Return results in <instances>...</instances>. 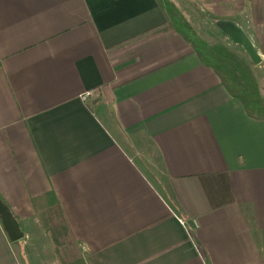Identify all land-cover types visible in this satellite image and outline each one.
<instances>
[{
  "label": "crops",
  "instance_id": "crops-1",
  "mask_svg": "<svg viewBox=\"0 0 264 264\" xmlns=\"http://www.w3.org/2000/svg\"><path fill=\"white\" fill-rule=\"evenodd\" d=\"M199 4L264 43V0ZM168 26L157 0H0V196L25 234L58 202L87 264H264V120ZM24 256L0 218V264Z\"/></svg>",
  "mask_w": 264,
  "mask_h": 264
},
{
  "label": "trees",
  "instance_id": "trees-1",
  "mask_svg": "<svg viewBox=\"0 0 264 264\" xmlns=\"http://www.w3.org/2000/svg\"><path fill=\"white\" fill-rule=\"evenodd\" d=\"M157 1L168 19V30L184 38L201 62L216 73L230 95L240 101L249 116L264 120V99L259 88L257 70L247 55L224 44L207 43L172 0ZM0 199L4 202L1 196ZM36 210H41V219L45 220L47 231L55 243L60 264H87L60 204L44 200L36 206Z\"/></svg>",
  "mask_w": 264,
  "mask_h": 264
},
{
  "label": "rangeland",
  "instance_id": "rangeland-1",
  "mask_svg": "<svg viewBox=\"0 0 264 264\" xmlns=\"http://www.w3.org/2000/svg\"><path fill=\"white\" fill-rule=\"evenodd\" d=\"M180 12L185 16L197 33L209 44H224L228 42L229 48L246 55L243 49L230 41L216 26L220 19L209 17L199 4V0H172ZM249 35L253 39L255 46L262 55L263 62L255 66L257 79L261 95L264 99V43L258 42L259 35L255 29L248 28ZM228 40V41H227ZM256 41V42H255ZM136 145V144H135ZM136 163L148 175L157 187L164 193V175L161 171L158 155L149 146L130 145L126 148ZM41 210H36V216L32 218L30 224L25 226V238L20 241L23 244L24 252L30 264H60L56 254L55 243L47 231L45 220L41 219ZM24 256V260H26Z\"/></svg>",
  "mask_w": 264,
  "mask_h": 264
},
{
  "label": "water",
  "instance_id": "water-1",
  "mask_svg": "<svg viewBox=\"0 0 264 264\" xmlns=\"http://www.w3.org/2000/svg\"><path fill=\"white\" fill-rule=\"evenodd\" d=\"M217 28L225 34L235 45L241 47L254 66H259L263 62L254 42L246 33L244 28L232 20H219L216 22ZM0 218L5 232L11 242L17 243L25 238V233L19 221L14 217L8 206L0 199Z\"/></svg>",
  "mask_w": 264,
  "mask_h": 264
},
{
  "label": "built area",
  "instance_id": "built-area-1",
  "mask_svg": "<svg viewBox=\"0 0 264 264\" xmlns=\"http://www.w3.org/2000/svg\"><path fill=\"white\" fill-rule=\"evenodd\" d=\"M92 94H87L86 96H83L84 100H87Z\"/></svg>",
  "mask_w": 264,
  "mask_h": 264
}]
</instances>
